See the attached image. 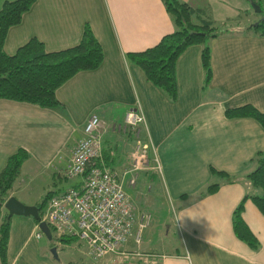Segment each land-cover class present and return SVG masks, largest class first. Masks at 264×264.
I'll list each match as a JSON object with an SVG mask.
<instances>
[{"label":"crops","instance_id":"1","mask_svg":"<svg viewBox=\"0 0 264 264\" xmlns=\"http://www.w3.org/2000/svg\"><path fill=\"white\" fill-rule=\"evenodd\" d=\"M185 1L204 8L216 25H230L182 51L176 61L177 95L172 99L127 56L156 44L174 29L162 0H35L21 21L9 27L7 53L31 37L40 39L47 50L68 47L80 40L87 22L104 56L98 67L76 72L56 89L61 105L42 107L0 98V170L22 147L36 173L61 174L86 120L97 113L102 120L104 162L119 176L126 173L127 186L135 143L147 142L150 155L159 158L160 171L139 170L136 184L128 190L141 199L156 189L176 208L175 223L169 217L167 223L175 234L170 249L143 255L153 256L155 264H264V213L250 197L242 217L258 247L236 236L232 224L233 211L243 197L259 193L247 174L264 150V126L252 117L225 113L245 103L264 111V35L252 27L260 17L249 0ZM240 12L249 25L230 22ZM204 44L210 47L208 82L201 62ZM134 106L144 117L138 126L124 122ZM119 112L122 115L115 120ZM78 181L76 177L68 186ZM210 183H218V188L208 193ZM9 220L8 264H61L32 216L14 214Z\"/></svg>","mask_w":264,"mask_h":264},{"label":"trees","instance_id":"2","mask_svg":"<svg viewBox=\"0 0 264 264\" xmlns=\"http://www.w3.org/2000/svg\"><path fill=\"white\" fill-rule=\"evenodd\" d=\"M34 1L3 0L0 6V98L26 101L42 107H54L61 105L55 94L56 89L76 72L98 67L104 54L101 43L87 22L83 26L80 40L68 47L47 50L40 39L31 37L15 52L7 53L4 50V42L9 27L21 21L23 14L31 8ZM162 2L172 18L174 29L164 34L156 44L140 51H130L127 56L132 63L140 66L149 81L162 89L170 98L175 99L177 95V58L186 47L205 42L206 38L215 36L222 28L214 23L204 8L195 7L185 0H162ZM229 25L223 24L222 26ZM252 27L260 35H264V18L260 17L253 22ZM201 62L205 69V80L208 82L211 76L208 44H204L201 48ZM225 113L229 117H252L264 126V111L257 109L251 103L229 107ZM139 124L142 122L136 126ZM138 128L137 135L139 136L140 126ZM141 140L143 141V139ZM101 142L103 152V140ZM29 156L30 154L25 148L19 147L8 156L0 170V208L2 205L4 206L7 198L13 195L15 180L21 172L23 162ZM255 160L256 167L247 174V178L254 187L259 189V193L246 194L235 207L232 217L234 233L252 248L258 247V239L244 221L242 210L245 200L250 197L260 212L264 213V150L258 152ZM102 162L104 166L110 168L104 160ZM211 170L216 172L214 168ZM217 174L227 176L223 171H218ZM227 179L230 178L227 177ZM217 188L218 183H210L206 191L213 192ZM55 194H49L43 205L35 202L41 217L45 213L48 201ZM9 219L8 212L4 216L0 215V259L2 264H8ZM34 221L38 223L36 219ZM51 231L52 238L48 239L51 247H55L57 242L59 244L69 243L73 239H79L75 235H56L53 229Z\"/></svg>","mask_w":264,"mask_h":264},{"label":"built area","instance_id":"3","mask_svg":"<svg viewBox=\"0 0 264 264\" xmlns=\"http://www.w3.org/2000/svg\"><path fill=\"white\" fill-rule=\"evenodd\" d=\"M126 124L144 122L140 107L127 110ZM102 120L91 113L83 127V135L70 150L61 172L67 178L79 181L55 194L45 206L41 217L56 235H75L86 246L92 260L115 254L133 236L139 242L141 230L151 219L149 212H138L128 187L136 184V175L142 169L160 171L156 154L150 155L147 143H137L132 152V174L119 176L103 165ZM41 233L37 232L36 236Z\"/></svg>","mask_w":264,"mask_h":264},{"label":"rangeland","instance_id":"4","mask_svg":"<svg viewBox=\"0 0 264 264\" xmlns=\"http://www.w3.org/2000/svg\"><path fill=\"white\" fill-rule=\"evenodd\" d=\"M249 1L251 3H256L257 6L260 7L261 11H254L258 13V17L264 18V0H258V3L253 0ZM236 7H238V4L235 1L234 8ZM256 12L255 15L257 14ZM237 14L234 18H230V22L241 24V26L248 24V18H246L243 12H240L238 15ZM213 16H215V13ZM218 27L222 28L223 26L218 25ZM121 115L122 113L120 112L116 114L115 120H118ZM120 136L123 139V136ZM32 163L34 164L32 159H28L23 163L21 172L14 183V194L17 198H21V201L25 200L26 202H22L26 204L36 205L35 202H38L37 204L43 205V203L45 204L47 201L49 194L60 192L61 190L67 188V186L76 179L65 178L62 173H53L52 170H48V172L42 171L40 173H36ZM166 194L170 198L169 193L166 192ZM131 196L138 212H149L151 214L150 222L141 230L139 242H135L132 236L129 241L120 248L118 253L108 254L99 260H92L88 256L86 246L80 239H73L69 243H57L55 246V252L58 259H60V263L155 264V262H151V259L154 257L147 256V254L143 255V251H164L170 249L172 236L175 237V234H172V229H170L167 223L169 224L168 217L175 223V205L174 203L165 202L156 189L151 190L141 199L139 195L136 194H131ZM6 212V208L2 205L0 208V215L4 216ZM165 220H167L166 224ZM45 239L44 241L48 238L46 240Z\"/></svg>","mask_w":264,"mask_h":264},{"label":"water","instance_id":"5","mask_svg":"<svg viewBox=\"0 0 264 264\" xmlns=\"http://www.w3.org/2000/svg\"><path fill=\"white\" fill-rule=\"evenodd\" d=\"M252 8L257 12L261 11L260 7L257 6L256 3H251ZM4 207L8 212V217H11L14 214L32 216L34 219L38 221V227L44 233V235L48 238H52V231L49 225L43 220L39 214V209L37 205H29L21 200H19L16 196L11 195L4 202ZM52 254L56 257L57 254L55 252V247H51Z\"/></svg>","mask_w":264,"mask_h":264},{"label":"clouds","instance_id":"6","mask_svg":"<svg viewBox=\"0 0 264 264\" xmlns=\"http://www.w3.org/2000/svg\"><path fill=\"white\" fill-rule=\"evenodd\" d=\"M38 224V223H37Z\"/></svg>","mask_w":264,"mask_h":264}]
</instances>
